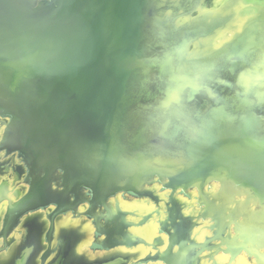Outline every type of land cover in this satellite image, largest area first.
<instances>
[{
  "label": "water",
  "instance_id": "obj_1",
  "mask_svg": "<svg viewBox=\"0 0 264 264\" xmlns=\"http://www.w3.org/2000/svg\"><path fill=\"white\" fill-rule=\"evenodd\" d=\"M205 1L0 0V116L10 122L5 139L10 141L15 132L24 146L51 148L55 165L66 177L96 179L81 181L82 187L99 197L126 193L137 198L155 186L166 197L170 193L197 195L198 189L214 192L219 188L221 194L231 189L236 204L245 202L264 219V200L257 196L264 187V165L253 158L236 160V181L222 172L180 184L171 174L219 119L234 126L243 113L250 115L253 128L249 129L264 140V100L258 93L256 72L248 64L237 66L220 52L199 53L219 46L248 24L258 25L264 8L260 6L239 27L232 25L231 15L210 29L208 16L227 2L214 0L203 9ZM217 39L223 40L217 44ZM181 40V51H176ZM189 45L197 52L187 54ZM165 58L170 62L161 66ZM193 73L205 74L210 88L194 86L185 92L189 85H175ZM180 94L189 99L209 98V104L195 110H204L194 128L197 134L156 135L153 130L162 124L161 117L194 112L191 105L179 111L176 101L166 99ZM183 128L186 125L173 126L174 130ZM225 148L233 150L231 145ZM224 155L221 151L206 167L218 169L220 165L230 170L233 161L229 153ZM143 162L159 172L143 177L142 190L116 186L117 180H135L127 170ZM233 215L248 221L244 214ZM202 219L210 225L215 222L211 215ZM238 224L230 221L226 229L233 232ZM257 247L264 249V245ZM236 253L241 251L232 253L231 259Z\"/></svg>",
  "mask_w": 264,
  "mask_h": 264
},
{
  "label": "flooded vegetation",
  "instance_id": "obj_2",
  "mask_svg": "<svg viewBox=\"0 0 264 264\" xmlns=\"http://www.w3.org/2000/svg\"><path fill=\"white\" fill-rule=\"evenodd\" d=\"M213 1L206 0L203 9ZM233 1L240 9L249 5L264 8V0ZM189 48L187 54L197 52ZM178 83L175 85H189L185 92L193 91L194 86L210 88L205 74L193 73ZM166 99L176 101L179 111L191 105L194 112L161 117L162 124L153 132L160 136L197 134L194 128L204 110H195L209 104V98L196 95L189 99L180 94ZM6 124H10L8 119L0 116V264H168L167 248L177 246L182 258L171 264H254L243 254L236 253L234 259L226 256L225 240L211 235L215 227L199 214L203 203L196 202L195 192L166 197L155 186L137 198L126 193L107 199L96 196L81 181L95 178L66 177L55 165L51 148L24 146L15 132L10 141L5 139ZM182 124L186 128L173 129ZM169 227L180 234V244L169 243Z\"/></svg>",
  "mask_w": 264,
  "mask_h": 264
},
{
  "label": "rangeland",
  "instance_id": "obj_3",
  "mask_svg": "<svg viewBox=\"0 0 264 264\" xmlns=\"http://www.w3.org/2000/svg\"><path fill=\"white\" fill-rule=\"evenodd\" d=\"M233 2H227L222 6L223 8L215 12L213 16H208V18H210L207 19L209 23L208 28L212 29L221 26V23L227 21L228 18L234 14L233 12H235L238 7L232 5ZM258 23V25L248 24L241 30L236 31L237 33H233L219 46H209L205 49L213 54L216 53V51L220 52L225 58L229 57L237 66H245L248 64L251 69L250 71L254 70L253 72H256L254 76L260 82L259 86H261H258V93L261 94V98L264 100V82L261 81H264V18H260ZM183 42L184 40H181L180 43L177 44L178 47H176V51H181L180 48ZM260 50L263 51L261 52ZM203 52L204 48L200 51V54ZM229 55H231V57ZM168 62H170V59L165 58L161 62V66H165ZM241 118L242 120L240 122H234L236 123L234 125L235 127L229 125L226 120L219 119V121L216 122L218 124L217 126L215 125L211 131L208 129L204 135H201L198 142L191 148V154L185 162L178 165L177 168L173 167V172L171 173L174 177L173 181L184 184L191 180H201L200 178L208 175V173L217 175L222 172L229 180H239L236 178L239 172L236 160L239 161L240 158H243V162L244 160H252L253 158L257 160L258 163L264 165V140L257 138L254 132L249 129L251 127L253 128V121H251L252 118L250 115L243 113ZM239 126L242 128H238ZM228 145H231V149H233L230 152H227L225 148V146ZM221 151L226 155L228 153L230 154V158L234 164L230 167L231 169L229 170L228 167V169L222 168L220 165L218 169L206 167L212 157L215 156L219 158ZM241 154L243 155L241 156ZM147 162L151 163V158H148ZM145 164L146 163L143 162L141 163L142 166H134L127 170L128 173L130 172V175L137 177L135 180H121V182L117 180L116 186H124L131 190H142L141 183L144 182V180H142L143 177H147L155 171L159 172V169H156L151 164H148L149 166H145ZM196 176H199V179H196ZM262 180H264V178ZM106 190L107 187L105 188V191ZM199 190L200 189L197 191V197L195 193L196 202L203 203L199 214L213 216L215 218L214 223L218 224L214 228L215 233L211 235L217 237L222 236L224 238L226 249L229 254L230 252L232 254L238 250H242L243 252L241 254L247 259H251L254 264H264V249L256 248L257 245H264V219L256 215L257 211L249 209L243 201L240 204H236V201L233 199V190L231 189L226 190L222 194L219 188L214 192H200ZM257 196L264 200V187L257 192ZM233 213L236 215L244 214L248 221H244L243 217L235 218L236 216H234ZM233 220L239 222L238 229L231 233L228 231L226 232V225ZM214 223L211 225H215ZM170 224H173V221ZM174 224H176L175 221ZM169 229L172 231V234L169 233L167 236L169 243L170 240H173L175 244H180V234H176L172 227H169ZM167 251L168 253L165 256V260L168 264L174 263L175 261L180 262L182 256L179 254V246L174 250L170 249V251L169 248H167ZM249 254H251L252 257L248 256ZM226 256L229 257L228 254H226Z\"/></svg>",
  "mask_w": 264,
  "mask_h": 264
},
{
  "label": "bare ground",
  "instance_id": "obj_4",
  "mask_svg": "<svg viewBox=\"0 0 264 264\" xmlns=\"http://www.w3.org/2000/svg\"><path fill=\"white\" fill-rule=\"evenodd\" d=\"M217 2H220L221 0H216ZM245 2V0H244ZM248 4V3H247ZM259 8V5H255V6H252V5H249V6H246L245 8L243 9H238L236 10L235 12H233L234 14V23L237 24L238 26L241 25V23L249 18V16L253 15L255 13V10H257ZM240 12V13H239ZM227 36H229L228 34H226ZM231 35V33H230ZM223 39H217L216 40V43L217 44H220L222 42ZM216 185V184H215ZM214 185H212L213 187Z\"/></svg>",
  "mask_w": 264,
  "mask_h": 264
}]
</instances>
